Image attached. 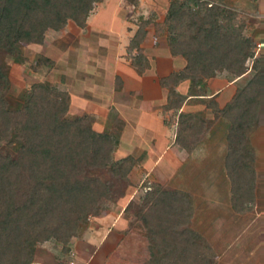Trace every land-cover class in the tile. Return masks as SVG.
Returning a JSON list of instances; mask_svg holds the SVG:
<instances>
[{"label":"rangeland","instance_id":"374dc122","mask_svg":"<svg viewBox=\"0 0 264 264\" xmlns=\"http://www.w3.org/2000/svg\"><path fill=\"white\" fill-rule=\"evenodd\" d=\"M171 1L103 0L93 6L82 28L67 21L59 31H46L39 43L15 45L11 54L0 50V98L6 109H22L34 86L65 93V117H87L93 132L113 133L112 161L128 157L132 162L122 181L104 171L93 174L109 182L111 189L103 212L87 218L79 236L69 241L68 255L48 241L36 246L34 263L150 264L140 218L147 206L145 195L177 191L188 198L187 227L208 255L207 264H264L262 199L254 200L253 190L244 211L232 204L225 171L227 122L213 116L204 106L207 100L187 99L182 113L195 116L196 123H209L208 132L191 152L173 144L174 125H166L172 112L162 111L167 90L159 80L184 66L180 57L170 55V34L162 24ZM176 2L191 11L198 8L192 0ZM209 2L233 13L241 35L253 44L264 34V0ZM135 33L143 37L136 48L128 50ZM139 57L141 66L146 64L140 75L130 65L138 64ZM248 59L239 78L221 72L200 82L207 97L218 92L211 99L218 108L254 75L253 60ZM174 90L185 95L188 82ZM246 144L254 156L252 172L257 168L254 187L257 178L261 190L263 156L257 158L255 151L263 150V122L246 135ZM16 149L14 134L8 142H0L2 156L14 157Z\"/></svg>","mask_w":264,"mask_h":264},{"label":"trees","instance_id":"16d2710c","mask_svg":"<svg viewBox=\"0 0 264 264\" xmlns=\"http://www.w3.org/2000/svg\"><path fill=\"white\" fill-rule=\"evenodd\" d=\"M101 1L0 0V50L11 54L15 45L39 43L46 31H59L67 21L82 28L93 6ZM192 1L198 6L196 11L172 0L162 23L170 34V55L184 61L180 70L159 80L167 90L162 111L172 112L166 125H174L173 144L185 152L193 151L209 130L206 121L196 123L195 116L182 113L187 99L207 100L204 106L213 116L227 122L225 171L232 204L244 211L254 190V156L246 135L264 123V53L253 59L251 79L218 108L200 82L221 72L243 76L254 44L241 35L242 27L233 13L211 0ZM142 37L143 33H135L127 49L136 48ZM138 59V64L130 65L140 75L146 64L142 67ZM182 82H188L185 95L174 90ZM67 107L65 93L35 86L20 110L9 111L0 98V142H8L14 134L17 143L14 157L0 155V264H37L35 248L48 241L68 255L69 241L79 236L89 216L103 212L111 197L109 182L93 174L104 171L122 181L132 165L128 157L112 161L113 133L93 132L87 117L67 119ZM144 203L147 206L140 218L150 264L209 263L187 227L185 194L148 191Z\"/></svg>","mask_w":264,"mask_h":264},{"label":"crops","instance_id":"0c3cea01","mask_svg":"<svg viewBox=\"0 0 264 264\" xmlns=\"http://www.w3.org/2000/svg\"><path fill=\"white\" fill-rule=\"evenodd\" d=\"M217 93H215V94H217ZM215 94L212 95L211 97H214ZM260 150H256L255 153H256L257 158H258L259 154H261V156H263V157L260 158V160L263 161L262 163L264 164V146H263V150H261V151ZM253 174L255 175V177L257 176V168H255V167H254ZM255 180H256V182H255L254 193H253L254 194L253 195L254 196V200L255 199L257 200V198L258 199H262V201H263V203H262V212H264V184H263L262 189L259 190V188L257 186V178H255Z\"/></svg>","mask_w":264,"mask_h":264},{"label":"built area","instance_id":"2783aa9c","mask_svg":"<svg viewBox=\"0 0 264 264\" xmlns=\"http://www.w3.org/2000/svg\"><path fill=\"white\" fill-rule=\"evenodd\" d=\"M260 53H264V34L260 35L254 43V55L252 58H249L248 61L253 60Z\"/></svg>","mask_w":264,"mask_h":264}]
</instances>
